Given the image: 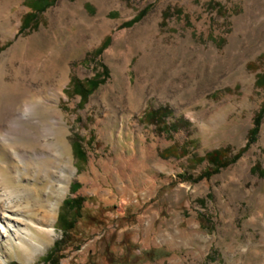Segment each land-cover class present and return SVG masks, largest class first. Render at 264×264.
<instances>
[{
  "label": "rangeland",
  "instance_id": "obj_1",
  "mask_svg": "<svg viewBox=\"0 0 264 264\" xmlns=\"http://www.w3.org/2000/svg\"><path fill=\"white\" fill-rule=\"evenodd\" d=\"M28 2L0 0V136L17 127L14 149L41 169L0 208L34 219L67 161L74 172L51 197L45 248L31 255L3 237L0 260L264 264V116L250 143L264 105V0H54L37 12ZM104 70L83 103L73 81ZM8 149L0 145V167L23 168ZM217 150L228 163L218 169L205 158ZM75 195L86 199L83 218L47 262Z\"/></svg>",
  "mask_w": 264,
  "mask_h": 264
},
{
  "label": "bare ground",
  "instance_id": "obj_2",
  "mask_svg": "<svg viewBox=\"0 0 264 264\" xmlns=\"http://www.w3.org/2000/svg\"><path fill=\"white\" fill-rule=\"evenodd\" d=\"M22 113V119H27L33 114V109L28 106L22 111ZM17 130V127H15L11 131H7L3 135V138L0 136V145L4 144L9 149H13V160L14 156L19 157L22 160L23 165V168L19 164L14 166L11 164L0 167V202L7 201L8 204L12 198L20 196V193L18 194L17 192H21V190L23 191V188H20L19 186L16 187V185L22 184V176L30 175V172L37 173L39 169H41L40 163L36 159L32 158L27 152H18L14 149V145L17 140ZM61 156L62 154L57 152V155L55 156L56 160H59ZM5 163L9 164V161ZM60 170L61 172L60 174L58 173V178H54L51 182H49L47 191H45V197L42 201H39V212L34 213V219L31 214L30 219H25L26 221H24V219L18 218L10 211L0 208V241L3 237H7L10 240L9 244L11 246L19 244L22 247H25L26 251H28L31 255L36 254L41 249L45 248L47 240L45 238L43 239L42 235L45 234L51 236L54 234V229L50 227L48 223L54 217L58 200L52 198L56 195L59 197V195L65 191V184L68 176L70 173L74 172L69 166V161H67ZM46 172L50 175L48 170H46ZM54 182H57L59 187H56ZM29 187L30 189L37 188L34 184L29 185ZM22 221H24V226H21ZM0 261H2V263L0 262L1 264H4L3 261L5 262V260Z\"/></svg>",
  "mask_w": 264,
  "mask_h": 264
},
{
  "label": "trees",
  "instance_id": "obj_3",
  "mask_svg": "<svg viewBox=\"0 0 264 264\" xmlns=\"http://www.w3.org/2000/svg\"><path fill=\"white\" fill-rule=\"evenodd\" d=\"M53 1L54 0H51V1L50 0H33V2H28V4L30 5L31 8L34 9V11L37 12V11H44L48 6H50L53 3ZM143 15H144V11L141 12V14L138 17H136L135 20H133L132 22L128 24H131L141 19ZM35 17H36L35 12L27 15V19L29 20L34 19ZM97 53L100 54L101 49H99ZM106 75H107V71L104 70L103 73L95 75L94 78L88 81L82 82L79 80L78 81L74 80L73 81L74 92L81 96L83 103L86 102L88 96L93 91H95L100 86V84H102L105 81ZM257 82L259 86L261 87L264 86V75L259 76ZM167 112L168 110L166 108L160 109V110L150 113L149 118H151L152 120H156L158 114H161V113L166 114ZM165 116H168V114H166ZM263 116H264V105L261 111L258 113V115L255 118V126L250 132V143L254 142L255 140V136L258 132V128H259V125H260V122ZM74 150H75L76 156L80 160L86 161V153L80 142L74 143ZM225 153L226 151L217 150V151L207 154L205 158L211 163H213L214 165H216L218 169L220 165H223V166L228 165V163L219 164V161H222V159H224ZM217 169L213 171L217 172ZM209 173L210 171L206 172V175ZM80 187L81 185L79 183L77 182L73 183L71 185L72 193L74 194ZM85 201H86L85 197L81 195L69 196L63 201V204H62L59 216H58V224H59V227L63 235H62L61 240L55 242L53 248L51 249L47 257L45 258L47 262H52L54 260L55 255L61 250L62 245L66 241L69 240L70 234L77 229V225L79 221L83 218V205ZM12 264H16V263H12ZM54 264H58V263L55 262Z\"/></svg>",
  "mask_w": 264,
  "mask_h": 264
}]
</instances>
